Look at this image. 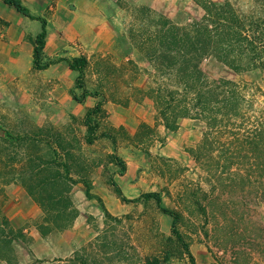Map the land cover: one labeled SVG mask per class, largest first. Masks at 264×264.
I'll return each mask as SVG.
<instances>
[{"label":"rangeland","instance_id":"374dc122","mask_svg":"<svg viewBox=\"0 0 264 264\" xmlns=\"http://www.w3.org/2000/svg\"><path fill=\"white\" fill-rule=\"evenodd\" d=\"M81 1L95 3L106 20L112 21L116 31L115 48L106 55L85 56L88 64L81 80L84 89L75 81L71 99L64 105L46 102L42 91L34 93L38 102L24 109L2 113L9 106L0 104V145H3L0 162L8 159L4 147H8L13 153L11 157L16 159L11 162V168L2 165L3 177L6 181L13 177L18 179L28 199L36 203L21 181L22 177L30 178L25 175L29 158L40 155L50 159L59 142L64 149L60 152L61 161L70 166V177L76 182L71 196L79 212L75 220L78 233L86 240H93L100 233L109 243L103 251L109 258L100 259L102 264H146V261L191 264L183 244L172 233L173 218L162 213L153 199L123 202L112 183L117 184L128 200L138 193L160 194L162 207L177 214L176 229L197 264H264V145L259 150L256 146L246 149L248 155L226 161L224 149L231 145L229 139L234 135L229 129L215 134L211 131L207 138L212 145L198 162L191 151L206 131L203 121L182 118V129L172 132L169 141L157 124L152 127L146 122L150 117L157 121L154 103L145 96L155 73L130 36L131 31L137 32L140 27L134 12L146 7L154 15H163L184 26L201 17L203 11L197 4L200 0ZM231 1L241 10L251 5L250 0ZM11 9L19 19L21 14ZM0 31L8 37L16 32L8 26H0ZM8 43L9 40L1 42L0 51L7 50ZM202 69L208 84L213 85L220 79L235 81L247 89V97L254 98V109H264V71L238 75L214 60L206 61ZM4 75L0 73V81H8ZM33 75L26 82L32 87L40 85L39 74ZM5 95L0 91L1 99ZM98 103L102 104V112L93 116L97 135L107 136L89 145L85 142L84 119L87 111ZM255 117L252 112L243 121L231 123L241 140L251 136ZM4 130L13 135L14 145L3 142ZM23 131L41 135L40 142L28 143V151L26 144L17 140L18 136L25 135ZM55 134L60 135L59 141L52 140L48 145L46 135ZM241 144L235 147L243 149ZM86 182L90 185L89 194ZM215 187L218 193H213ZM3 205L0 200V237L3 230L5 235L16 239L19 234L10 236V229L2 227ZM23 205L28 207L26 203ZM106 211L120 218V222L111 218L105 220ZM16 242L30 244L31 240L24 237ZM1 247L0 243V250ZM2 253L13 262L22 252L14 244L13 253L4 250ZM70 256L55 259L53 264ZM42 263L41 260L33 262Z\"/></svg>","mask_w":264,"mask_h":264},{"label":"trees","instance_id":"16d2710c","mask_svg":"<svg viewBox=\"0 0 264 264\" xmlns=\"http://www.w3.org/2000/svg\"><path fill=\"white\" fill-rule=\"evenodd\" d=\"M250 1L251 5L247 10L237 8L231 0L220 3L214 0L197 1L203 11L201 17L184 26L163 15H154L152 10L146 7H139L134 12V18L140 22V27L137 32L131 31L130 36L155 73V76H152V85L145 96L154 103L157 121L160 120L169 131H176L179 128L178 122L182 118L197 119L205 123L206 131L203 138L191 151L198 162L201 161L203 152L209 150L212 145L207 137L219 130L229 129L234 135L231 140L229 139L232 146L228 145L224 149L226 161H231L238 155H241L240 157L248 155L246 149H254L256 146L255 149L259 150L264 145V109H254V98L247 97V89L245 90V87L235 81L220 79L213 85L208 84L202 69L206 61L214 60L238 75L254 70L264 71V0ZM3 2L24 16L41 22L42 30L34 40L33 68L35 70L48 68L49 63H42L47 37L46 19L32 16L22 0H3ZM5 24L0 19V26L3 27ZM67 62L72 71L79 72L77 85L84 89L81 80L88 64L87 58L81 56ZM101 112L102 104L98 103L85 115L84 125L87 128L85 142L89 145L94 144L99 137L107 136L104 134L98 136L94 123L93 116ZM252 112L256 114L253 132L251 136L241 140L231 127V123L235 120L243 121ZM23 134L25 135L18 136L17 140L26 144V151L30 150L28 143L40 142L41 135L34 133L31 135L28 131H23ZM3 136L5 144L14 145L15 138L9 131L4 130ZM59 137V134L46 135V143L49 145L52 140L59 141ZM235 144L243 145V149H238ZM56 145L57 148L53 150L50 159L40 155L31 156L28 171L25 172L26 177L30 178L22 177L21 180L30 197L42 210V220L38 223V230L43 237L67 230L79 215L71 196L76 182L70 177V166L61 161L60 152L64 149L60 147L59 142ZM3 152L8 154V159L0 162V191L4 188L3 185L7 186L14 181V177L6 181L2 174V165L11 168V162L16 160L15 157H11L13 153L8 147H4ZM84 184L89 194L90 185L87 182ZM112 185L115 186L123 202L138 203L153 199L162 213L173 218L172 233L183 244L191 264H197L176 229L177 214L162 207L160 194L147 193L140 198L128 200L117 184L112 183ZM218 190V187H215L213 193H218ZM2 218V227L10 229V236L19 234L20 236L15 238L24 239L21 230L11 227L5 216ZM109 218L118 222L121 220L106 211L105 220ZM4 232L2 230L0 237L1 250L13 253V242L16 239L8 237ZM106 241L98 233L85 246L76 249L68 259L58 261L56 264H102L99 262L100 259L105 261L109 258L103 252L109 244ZM1 250L0 257L10 263V259ZM145 263L160 264L159 261Z\"/></svg>","mask_w":264,"mask_h":264},{"label":"crops","instance_id":"0c3cea01","mask_svg":"<svg viewBox=\"0 0 264 264\" xmlns=\"http://www.w3.org/2000/svg\"><path fill=\"white\" fill-rule=\"evenodd\" d=\"M22 2L32 16L47 21L42 63H49L50 66L43 70L33 68L34 40L42 30L41 22L17 11L21 14L18 19L11 9L13 7L0 0V19L6 23L5 27L16 30L11 37L3 35L0 31V43L9 40L7 50L0 51V73H5L4 78L8 79L5 82L0 81V91L6 94L0 98V104L9 106L8 110L2 113L11 112V109L13 112L18 108L30 107L38 102L34 98V93L38 91L44 92L46 102L64 105L71 99V90L79 76V72L70 69L67 61L87 54L90 56L92 53L106 55L112 53L116 45L115 27L111 20H106L95 3L81 0H22ZM38 24L41 25L40 28ZM33 73L39 74L42 82L32 87L26 81L31 75L34 76ZM144 102L147 104V101ZM154 118L150 117L146 122L152 127L157 124L158 129L167 135L166 139L169 141L172 132L175 131H169L160 120L155 121ZM181 120L178 122L179 130L182 129ZM142 195L144 194L138 193L133 198L137 199ZM0 200L4 204L3 213L10 226L15 230H21L24 236L31 240L30 244H20L14 240L13 245L16 244V248L22 253L10 263L0 259V264H33L36 260L43 261L42 264H53L55 259L70 256L76 249L90 241L78 233L76 221L71 230L43 237L38 230V223L42 220L41 210L33 200L28 199L18 179L4 186ZM23 203L28 207L25 208Z\"/></svg>","mask_w":264,"mask_h":264}]
</instances>
